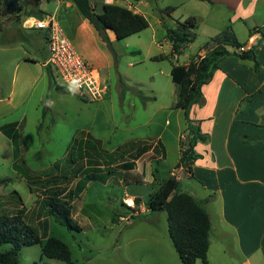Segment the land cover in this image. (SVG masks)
Masks as SVG:
<instances>
[{
    "label": "rangeland",
    "instance_id": "obj_1",
    "mask_svg": "<svg viewBox=\"0 0 264 264\" xmlns=\"http://www.w3.org/2000/svg\"><path fill=\"white\" fill-rule=\"evenodd\" d=\"M20 1L24 3L28 0ZM58 1L59 4L57 0H36L48 15L55 17L77 54L106 81L110 101L85 102L71 93L50 90L48 86L45 92V95L48 94V106L46 101L38 104L34 93L23 109L20 107L12 111L9 105L7 114L0 117V126L16 124L21 141L22 166L40 178H45L55 168L65 172L68 168L65 162L67 149L72 140L79 137L83 127H88L95 137L101 138L108 151L115 150L122 141L143 137L145 122L155 106L169 103L173 83L170 68L186 63L210 37L226 29L229 17L225 7L210 6L200 0H121L115 4L131 7L142 14L148 27L120 40L107 32V45L78 14L72 0ZM90 3L95 12L100 10L101 0H90ZM260 14L262 12L256 11L247 23L255 25ZM188 17L196 20L195 40L186 45L175 59L152 60L163 53L169 55V43L164 41L166 31ZM234 33L241 39L244 27L241 24L235 26ZM0 75V93L16 106L21 102L26 87L20 89L17 96L11 95L10 90L18 88V77L13 80L11 69L4 67H0ZM56 80L60 84L59 79ZM151 87L161 90L164 95L157 93V103L140 99L141 94H148ZM18 95H21L20 99ZM84 115L87 116L86 121L81 119ZM169 160H172L171 154ZM11 162L10 141L0 133V179H9L6 184H0V217L14 216L21 209L25 213V222L36 228L39 192L29 189L24 176L12 169ZM155 167L153 164L152 172ZM117 176L119 174L115 173L109 177L106 185L98 181L89 183L91 186L75 201L73 219L80 227L79 232L68 230L48 218L46 236L54 237L68 247L71 264H181L167 233L166 213L152 212L147 207L148 195L156 189V185H129L125 191L122 185H117ZM138 176L133 175L134 178ZM136 192L140 205H134L133 213L124 207L123 200L131 199L132 193ZM141 205L143 212H140ZM116 212L123 219L114 217ZM137 212L139 215H136ZM223 245L216 239L211 240L210 263H217L218 258L220 264H240L241 254L232 245L222 258ZM8 247L5 245L3 249ZM258 247L251 264H264V242ZM19 264L67 263L45 258L39 245H31L21 247ZM195 264L202 262L196 260Z\"/></svg>",
    "mask_w": 264,
    "mask_h": 264
},
{
    "label": "crops",
    "instance_id": "obj_2",
    "mask_svg": "<svg viewBox=\"0 0 264 264\" xmlns=\"http://www.w3.org/2000/svg\"><path fill=\"white\" fill-rule=\"evenodd\" d=\"M18 1L21 9L19 14H12L14 15L12 17L0 13V67L11 69L13 80L18 77V88L16 91L11 89V95L17 96L24 87L26 90L21 102L16 106L0 93V117L7 114L9 105L12 111L20 107L23 109L33 93L37 103H41L48 88L46 71L48 51L45 33L22 26L24 19L35 18L32 15L26 16L27 12L34 14L41 11L44 16L48 13L40 3H37L38 0L37 2L28 0L24 3ZM205 2L210 6L227 9L229 25L225 27H229L237 41L243 44L242 50H253L255 59L241 61L231 55L219 62L218 68L201 86V97L189 109L190 125L185 120L183 112L174 109L178 88L172 83L169 103L155 106L145 122L146 132L143 137L122 141L117 146L131 141L146 142L153 147L158 143L163 147L164 158L159 152L154 153L152 150L146 152L135 161L134 169L130 171L134 176L139 174L140 177L137 179L140 183L131 182L123 185L122 171H119L117 185H122L125 191L129 185L155 184L157 188L160 182L173 176L178 180V191L190 194L208 214L210 221L208 264H211L209 250L212 239L223 242L222 258L227 255L228 247L232 245V248L241 254L240 264H251L250 260L258 252L259 244L264 242V0ZM256 11L262 14L255 25L253 23L249 25L247 22ZM240 24L244 27L241 39L234 33L235 26ZM253 28H260V32L249 34V30ZM164 41L167 43L166 39ZM167 47L170 53V44ZM197 54L203 56L204 51L199 49ZM165 55L168 53L161 56ZM195 55L189 57L183 65ZM1 79L0 75V85ZM147 93L140 96L144 102L149 100L157 103V95H163L161 90L152 87ZM20 97L21 95L19 99ZM109 99L108 91L105 98L97 102ZM52 103L51 100V105ZM81 119L86 121L87 116H81ZM7 124L11 123H5L0 128ZM189 126L197 129L198 135L204 140L195 141L193 146L195 158L190 169H186L177 167V163L181 148L186 147L194 137ZM81 131L92 134L88 127H83ZM170 154L172 160H169ZM153 164L156 165L153 169L154 176ZM161 165L163 166L160 168ZM107 181L101 183L106 185ZM132 194L130 197L132 200L139 197L137 192ZM143 211L141 205L140 212ZM245 246L253 248L246 249ZM216 262L215 264H220L221 260L217 258Z\"/></svg>",
    "mask_w": 264,
    "mask_h": 264
},
{
    "label": "trees",
    "instance_id": "obj_3",
    "mask_svg": "<svg viewBox=\"0 0 264 264\" xmlns=\"http://www.w3.org/2000/svg\"><path fill=\"white\" fill-rule=\"evenodd\" d=\"M210 1V0H205ZM78 14L93 28L98 37L108 45L107 32H110L116 40L124 39L136 34L148 27L145 17L132 9L118 4H101L100 10L95 12L90 0H72ZM0 0V13H2ZM26 16L42 18L44 13L27 12ZM14 15H12L13 17ZM196 20L188 17L183 22H177L176 27L167 29L165 39L170 44L169 55L159 56V59H175L189 43L195 39ZM260 32V28L249 30ZM243 44L239 43L229 27L219 34L211 37L204 44V55L196 54L186 65L172 66L169 72L171 81L177 85V101L174 109L183 112L188 125V113L190 107L201 97V86L218 68L219 62L227 56H235L241 61H254L255 55L252 49L240 50ZM48 86L50 90L59 93H69L62 85L57 83V76L50 66L46 67ZM48 94L42 102L48 106ZM44 117V114L42 115ZM16 124L11 123L0 128L12 147V169L20 172L31 191H37L36 205H39L37 227L25 222V213L20 209L14 216L0 217V264H19V251L21 247L39 245L41 254L45 258L59 260L71 264L70 251L60 240L47 237V219L51 218L55 223L65 226L68 230L80 231V227L73 219L75 213V201L78 200L91 182H105L113 174L122 171V184L131 182L140 183L130 173L134 169L135 161L146 152L152 150L159 152L164 158V150L161 144L153 147L146 142L131 141L117 147L113 151L105 149L103 141L95 138L89 132L81 131L72 140L67 149L65 162L68 168L65 172L55 168L45 175V178L32 175L28 169L22 166L20 147L21 141L16 132ZM194 137L188 145L181 148L177 167L190 169L195 158L193 146L196 140L203 141L198 135V130L189 126ZM198 135V136H197ZM197 136V137H196ZM154 176V174H153ZM9 179H0L4 185ZM14 195H16L13 192ZM135 206L140 205V199H133ZM122 205V204H121ZM128 211L135 212L124 206ZM147 207L152 212H165L167 220V233L181 264H195L200 260L202 264H208L207 252L209 248L210 221L208 214L190 194L178 191V180L169 176L159 183L156 190L148 195ZM139 215V212L136 213ZM114 217L121 218L118 212ZM115 222V219H112ZM8 245L7 249L3 246Z\"/></svg>",
    "mask_w": 264,
    "mask_h": 264
},
{
    "label": "built area",
    "instance_id": "obj_4",
    "mask_svg": "<svg viewBox=\"0 0 264 264\" xmlns=\"http://www.w3.org/2000/svg\"><path fill=\"white\" fill-rule=\"evenodd\" d=\"M118 1L121 0H101V4H113ZM22 26L45 33L47 65L52 68L65 90L85 102H97L105 98L109 91L106 81L92 65L77 54L54 16L26 18L22 21ZM123 202L127 207L134 208L132 199H125Z\"/></svg>",
    "mask_w": 264,
    "mask_h": 264
},
{
    "label": "water",
    "instance_id": "obj_5",
    "mask_svg": "<svg viewBox=\"0 0 264 264\" xmlns=\"http://www.w3.org/2000/svg\"><path fill=\"white\" fill-rule=\"evenodd\" d=\"M1 2L4 15H17L20 13L21 9L18 0H1Z\"/></svg>",
    "mask_w": 264,
    "mask_h": 264
}]
</instances>
